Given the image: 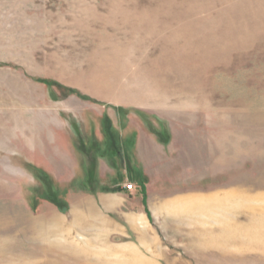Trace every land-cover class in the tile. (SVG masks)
Here are the masks:
<instances>
[{"label":"rangeland","instance_id":"obj_1","mask_svg":"<svg viewBox=\"0 0 264 264\" xmlns=\"http://www.w3.org/2000/svg\"><path fill=\"white\" fill-rule=\"evenodd\" d=\"M93 141L126 153L147 202L122 156L82 150ZM233 189L264 195V0H0V264H264L197 233L248 223L239 203L173 212Z\"/></svg>","mask_w":264,"mask_h":264},{"label":"bare ground","instance_id":"obj_2","mask_svg":"<svg viewBox=\"0 0 264 264\" xmlns=\"http://www.w3.org/2000/svg\"><path fill=\"white\" fill-rule=\"evenodd\" d=\"M253 201H260L263 203L264 195L258 194L256 196H252L250 194H247L245 191H238L236 189H233L224 193L213 194L208 198H201L200 196H198L197 199L189 200L191 205L195 203V207L199 208L200 210L202 209L205 214L214 215L217 213L219 214L220 209L227 210L228 208L226 207L228 205H224V203L226 202L233 205L234 203H239V205H241L244 210H247L250 213V221L240 226H233L231 218L225 216L226 218H223V221H221L220 223L224 232H220L218 235L216 234V237H213V240H210L209 243H215L217 245L220 243H224L226 245L232 244V246L239 248L257 247L264 249V205L260 208H254V205H252ZM230 206L233 207L232 205ZM60 221L63 222L62 220ZM40 224V219H35L32 221V228L34 230L33 236H38V226ZM52 226L42 234L44 235V239L48 240L50 235L55 231L56 225ZM8 244V240H3L0 243V249L8 247Z\"/></svg>","mask_w":264,"mask_h":264},{"label":"trees","instance_id":"obj_3","mask_svg":"<svg viewBox=\"0 0 264 264\" xmlns=\"http://www.w3.org/2000/svg\"><path fill=\"white\" fill-rule=\"evenodd\" d=\"M42 80L44 82H48L47 79H39ZM58 85H60L59 83H57ZM72 92L74 93H78L79 91L76 89H71ZM105 131L107 132V134H109L110 131V118L109 117H105ZM158 135V137L164 141V142H168L169 141V137L168 135H166V133H155ZM131 143H133V140H130ZM87 155H94L95 152L100 151L102 156H115V155H120L122 156V158L125 160V165H126V169L127 172L130 176V179L137 183L138 186L140 187V190L142 192V194L144 195V201L147 202V186H146V180L145 177L140 175L137 171V169L131 164V160L129 159V157L126 156V153H124V151L120 148H118L116 145H111V147H106L104 150H102L101 148H99V145H97V143L95 141H93L92 144H90L89 147H87V149L85 148V146H83L82 149ZM96 158L93 157L92 158V162L90 163V166L88 167V175L86 178L87 183H85L84 185L87 187H90L91 190L95 191V180H96ZM38 176L46 183L48 190L46 192V197L53 201L62 211H67L68 207H69V203L67 202V200H65L64 198L60 197L59 195V191L55 188V185L51 179V177L43 172V171H39L38 170ZM103 190L105 191H125L127 190L126 188H123L121 186H113V187H103ZM148 212L150 213V211L148 210Z\"/></svg>","mask_w":264,"mask_h":264},{"label":"crops","instance_id":"obj_4","mask_svg":"<svg viewBox=\"0 0 264 264\" xmlns=\"http://www.w3.org/2000/svg\"><path fill=\"white\" fill-rule=\"evenodd\" d=\"M115 156H117V155H115ZM110 157H114V156H110ZM39 160H40L41 163L44 162V159L42 157H39L38 161ZM45 160H46V162L50 161L49 163H50L51 167L54 169V164H55L54 161L52 159H50V160L45 159ZM114 186H120V185H114ZM146 186H147V184H146ZM111 187H113V186H111ZM102 191H103L104 194H106V195H104V197H102V200H104V202L107 204V206L109 208H113V205L111 204L110 197H107V196H109L107 194L124 192V191H105L103 189H102ZM197 198H198V196H194V197H190V198L177 200L176 202H174V204L172 206L177 207V208L182 207L184 210L180 209V210L173 211V212H175L177 215H180L182 212H185L187 214L204 213V211L202 209L200 210L199 208L195 207V203L191 205L190 202H189V200L197 199ZM201 198H205V196L204 197L202 196ZM214 215H218V213L214 214ZM224 216H226V215H224ZM221 232H224V230H222ZM197 233L199 235H201V236L208 237V239H205V240L209 243V241L213 240V237H216V234L218 235L220 232L219 233H215L212 229H207L206 231L204 229H200Z\"/></svg>","mask_w":264,"mask_h":264}]
</instances>
